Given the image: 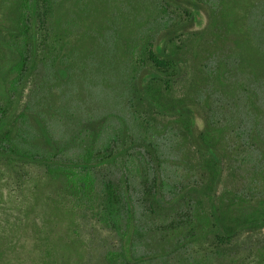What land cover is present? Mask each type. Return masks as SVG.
Wrapping results in <instances>:
<instances>
[{"label":"trees","instance_id":"obj_1","mask_svg":"<svg viewBox=\"0 0 264 264\" xmlns=\"http://www.w3.org/2000/svg\"><path fill=\"white\" fill-rule=\"evenodd\" d=\"M210 2L12 0L9 17L0 12V160L41 168L45 182L57 188L54 210L75 214L86 207L114 232L119 244L106 252L105 264H209L214 255L227 254L241 230L264 224L257 196L241 190L218 193L225 165L232 170V162L244 152L252 159L264 151V131L257 126H264V1L246 18L243 48L201 66L200 84L192 85L191 98L174 96L177 79L189 65L187 41L204 32L193 28L197 14ZM86 37L89 48L82 46ZM76 45L78 52L73 51ZM3 51L8 60L2 59ZM89 70L116 79L127 108H146L148 117L137 122L135 115L132 127L123 119L110 124V116L88 110L75 117L65 140L55 139L49 122L59 111H68L54 106L53 89L85 85ZM221 84H232L234 95L230 101L215 99L217 114L224 113L229 121L224 125L208 109ZM45 90L52 101L38 97ZM227 109L233 121L238 119L237 127ZM155 113L176 116L179 126L171 138L182 140L198 171L197 181H182L168 194L170 177L158 137L170 127L155 130ZM258 117L259 123L248 125ZM132 154L141 174L138 203L127 176L110 174L118 160ZM147 235L164 245L165 255L140 252Z\"/></svg>","mask_w":264,"mask_h":264},{"label":"rangeland","instance_id":"obj_2","mask_svg":"<svg viewBox=\"0 0 264 264\" xmlns=\"http://www.w3.org/2000/svg\"><path fill=\"white\" fill-rule=\"evenodd\" d=\"M262 1L264 0H211L206 9L199 10L193 28L204 32L187 41L189 65L185 73L177 79L174 96L188 95L191 98L192 85L200 84L201 66L214 65L218 55L237 54L243 48L241 38L246 18L250 10ZM11 2L12 0H0V12L5 18L9 17L7 13ZM65 13L64 8L61 12L63 23L68 18ZM74 34L75 30L70 32L71 38ZM82 46L89 48L87 37L82 41ZM73 51L78 52V45ZM9 58V53L3 51L2 59ZM34 77L35 75L30 78L24 89L22 104L27 100ZM88 77L89 82L86 80L85 85L70 83L60 89H53L56 102L54 106L64 105L68 111L67 115L59 111L49 122V131L55 139L65 140L62 137L70 133L72 124L75 126V117H84V112L88 110L101 116H110V124L120 123L123 119L130 122L132 127L135 126V115L139 119L137 122L148 117L146 108H127L122 100V88L117 85L116 79H106L104 73L97 70H91V73L89 70ZM231 89L232 84L218 85L210 101L211 105L208 106L215 117L218 115L223 125L229 121L225 120L224 113L217 114L218 104L215 99L224 97L232 100L234 95L231 94ZM45 95L48 101H52L51 93L46 90L38 97L41 100ZM228 110V118L237 127L238 119L233 121L231 111ZM154 118L158 124L155 130H161L162 133L163 125L170 127L165 129L161 138L158 137L163 147L166 175L170 177L167 184L168 194L171 187L182 181H197L198 171L194 167V161L189 162L188 150L184 148L182 140L171 138L172 129L177 130L179 126L175 122L176 116L155 113ZM259 118L261 120V117L257 120L252 118L249 121L252 124L248 125L259 123ZM199 124H203L201 119ZM260 125H257L258 128L264 131V126ZM131 134L133 137L137 136ZM123 161L118 160L111 167L110 174L117 179L123 177V174L127 176L129 192L138 203L142 186L137 160L132 154ZM232 164V170L225 165L218 193L241 190L242 193L255 195L257 206L264 210V151L262 156L255 155L252 159L244 152ZM99 171L102 173L104 169ZM42 173V169L33 164L10 165L0 160V264H105L106 252L119 244L117 235L94 219L86 207L78 209L75 214L54 210L53 199L57 197V188L46 183ZM153 240L147 235L142 240L140 252L165 255L161 253L164 245L158 241L154 243ZM226 253L214 255L209 264H264V224L241 230L232 238Z\"/></svg>","mask_w":264,"mask_h":264}]
</instances>
